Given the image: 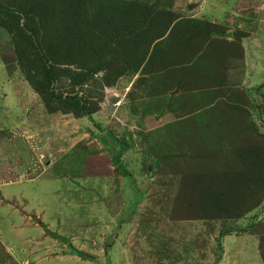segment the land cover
<instances>
[{"label": "rangeland", "instance_id": "rangeland-1", "mask_svg": "<svg viewBox=\"0 0 264 264\" xmlns=\"http://www.w3.org/2000/svg\"><path fill=\"white\" fill-rule=\"evenodd\" d=\"M114 1L174 21L140 69L115 64L75 89L101 96L90 117L31 89L14 52L25 15L16 40L0 29V264H75L62 251L80 264H220L225 241L248 253L264 238V200L239 215L228 183L264 150V0ZM51 87L72 92L63 76ZM213 172L228 188L217 204L195 189ZM253 226L256 241L240 236Z\"/></svg>", "mask_w": 264, "mask_h": 264}, {"label": "trees", "instance_id": "trees-1", "mask_svg": "<svg viewBox=\"0 0 264 264\" xmlns=\"http://www.w3.org/2000/svg\"><path fill=\"white\" fill-rule=\"evenodd\" d=\"M19 13L27 18L24 25L27 34L19 28ZM92 15L96 24L92 22ZM167 15L161 23L157 21L158 13L152 15L138 4L114 0H0V29L6 30L13 40L22 33V48L16 47L14 52L20 55L19 66L31 89L47 109L59 104L79 117L95 113L102 98L89 100L79 96L75 89L92 81L98 73H106L115 64H121L126 72L140 69L152 54L151 45L168 38L166 32L174 20L172 14ZM154 22L160 24L157 30L152 29ZM181 29L183 38L187 31ZM61 76L72 89L69 95L52 91V84ZM245 160L248 161L245 170L228 181L231 185L234 183L229 199L236 206H244L239 215L253 212L264 200V150L249 152ZM216 174L215 180V172L207 174L195 187L200 193H206L213 204L223 201L228 191L226 184L220 185L224 174ZM221 188L223 192L218 194ZM254 228L246 232L257 235ZM262 237L258 250L264 264ZM70 253L83 260H94L72 247Z\"/></svg>", "mask_w": 264, "mask_h": 264}, {"label": "crops", "instance_id": "crops-1", "mask_svg": "<svg viewBox=\"0 0 264 264\" xmlns=\"http://www.w3.org/2000/svg\"><path fill=\"white\" fill-rule=\"evenodd\" d=\"M264 207V205H263ZM262 206L259 208L260 209V212L262 211ZM36 230V229H35ZM42 233H43V230H42ZM27 234V233H26ZM24 231H21V233H19V238L21 239L22 236H25L26 235ZM41 234V233H40ZM42 235V234H41ZM244 235H248L250 236L251 238L249 239H253L254 241L255 238L257 237V235H253V234H249V233H243V234H240V236H244ZM46 236V240H49V236L48 235H44ZM48 237V238H47ZM229 236H227L226 238H228ZM235 237V236H234ZM239 236L236 235L235 239H237ZM45 240V239H44ZM45 240V241H46ZM54 240V239H53ZM226 240V239H225ZM21 241V240H20ZM235 242V241H234ZM41 243V242H40ZM236 243V242H235ZM237 244V243H236ZM244 244V243H243ZM241 246H236L235 248H232L231 246H227L226 244V241L224 243V248H223V257L224 259H221L220 261V264H251L253 262L255 263H260L262 262L261 260V257H260V254H259V250H258V242L254 243V247L252 250H249L248 249V253L251 255L246 253L244 251V249L242 248V245ZM238 245V244H237ZM61 250V249H60ZM26 250L24 247H22L19 252H18V256H15L17 260H22V262H24L25 260H28L25 253ZM25 253V254H24ZM53 253H58V252H50V255H52ZM56 258L59 260V262L61 261H68V260H74L75 261V264H80L79 261H77L75 259L74 256H69L67 253L65 252H60L58 256H56ZM41 257L40 256H36L35 258H33V261H36L34 264H40L41 262ZM29 261V260H28ZM225 261V263H224ZM32 262V261H30ZM263 264V262H262Z\"/></svg>", "mask_w": 264, "mask_h": 264}]
</instances>
